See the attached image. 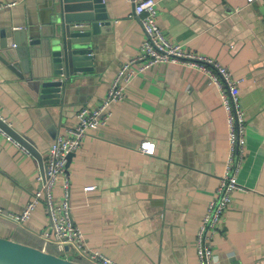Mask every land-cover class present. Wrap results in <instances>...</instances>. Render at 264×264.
<instances>
[{
  "label": "crops",
  "instance_id": "0c3cea01",
  "mask_svg": "<svg viewBox=\"0 0 264 264\" xmlns=\"http://www.w3.org/2000/svg\"><path fill=\"white\" fill-rule=\"evenodd\" d=\"M13 1L0 0V29L27 28L41 36L43 0L1 7ZM157 1L171 41L219 60L244 79L247 156L238 180L248 191L234 193L210 241L219 264H264V0ZM104 3L109 23L97 35L94 69L71 78L61 109L49 114L59 120L58 134L81 108L102 102L123 60L137 55L146 38L132 2ZM36 53L35 67L42 73L44 56ZM37 108L23 80L0 59V113L18 133L34 139L45 162L58 134L48 132ZM145 139L156 143L155 155L141 152ZM228 155L227 114L217 87L196 68L154 66L132 80L108 123L90 131L70 160L73 218L86 243L119 264H199L195 240ZM41 173L37 158L0 131V208L23 210L41 188ZM90 185L97 189L84 191ZM55 193L60 197L62 188ZM49 228L45 205L26 224L0 214V236L60 255L58 245L41 237ZM69 252L76 255H65L69 259H85L74 248Z\"/></svg>",
  "mask_w": 264,
  "mask_h": 264
},
{
  "label": "built area",
  "instance_id": "2783aa9c",
  "mask_svg": "<svg viewBox=\"0 0 264 264\" xmlns=\"http://www.w3.org/2000/svg\"><path fill=\"white\" fill-rule=\"evenodd\" d=\"M19 1L8 2L1 7H12ZM129 1L134 4L135 13L139 16L146 34V38L140 43L139 53L123 60L102 102L81 108L73 124L65 127L51 143L45 160L46 175L43 176L41 173L38 177L41 188L36 190L23 210L5 212L0 208V214L19 224H26L31 220L34 212L45 205L50 228L41 232V237L47 243L54 242L60 248H68V250L69 247L74 248L90 264H119L102 250L91 248L85 241L82 226L73 218L72 180L67 169L68 156L80 151L90 131H96L108 123L113 115V105L126 98L128 86L134 78L159 64L179 63L196 68L207 76L209 83L217 87L227 114L229 155L226 170L221 178L216 198L207 205V211L195 240L199 264H219L210 239L220 231V225L233 204L234 193L248 191V188L238 180V174L247 156L248 120L240 91L244 79L235 76V73L219 60L192 52L181 44L171 41L165 35L159 21L157 0ZM0 117L10 124L1 113ZM0 131L8 140L22 146L1 128ZM140 150L145 155H155L156 143L151 139L142 140ZM58 186L62 188L60 197L55 193ZM96 189L97 186L90 185L86 186L84 191L91 192ZM68 252L66 251V256Z\"/></svg>",
  "mask_w": 264,
  "mask_h": 264
},
{
  "label": "water",
  "instance_id": "95a60500",
  "mask_svg": "<svg viewBox=\"0 0 264 264\" xmlns=\"http://www.w3.org/2000/svg\"><path fill=\"white\" fill-rule=\"evenodd\" d=\"M39 7L41 36L35 37L32 29L1 28L0 59L23 80L38 105L39 116L54 136L61 125L58 128L59 120L52 121L49 114L61 109L69 80L94 69L97 35L109 22L104 0H43ZM39 51L44 56L42 73L34 63ZM34 120L39 132L42 126L36 117ZM0 128L37 158L45 176V162L34 139L18 133L1 117ZM73 156L69 154L67 165ZM66 251L68 248H60L58 255L47 246L42 249L0 236V264H86L67 258Z\"/></svg>",
  "mask_w": 264,
  "mask_h": 264
},
{
  "label": "rangeland",
  "instance_id": "374dc122",
  "mask_svg": "<svg viewBox=\"0 0 264 264\" xmlns=\"http://www.w3.org/2000/svg\"><path fill=\"white\" fill-rule=\"evenodd\" d=\"M67 256L68 257H72V258H75L76 257V255H74L73 253H70V252L67 253Z\"/></svg>",
  "mask_w": 264,
  "mask_h": 264
},
{
  "label": "trees",
  "instance_id": "16d2710c",
  "mask_svg": "<svg viewBox=\"0 0 264 264\" xmlns=\"http://www.w3.org/2000/svg\"><path fill=\"white\" fill-rule=\"evenodd\" d=\"M81 262H84V263H86V264H90V263H88L87 261H85V259H84L83 261H81Z\"/></svg>",
  "mask_w": 264,
  "mask_h": 264
},
{
  "label": "bare ground",
  "instance_id": "6f19581e",
  "mask_svg": "<svg viewBox=\"0 0 264 264\" xmlns=\"http://www.w3.org/2000/svg\"><path fill=\"white\" fill-rule=\"evenodd\" d=\"M212 58V57H211ZM67 169H68V165H67Z\"/></svg>",
  "mask_w": 264,
  "mask_h": 264
}]
</instances>
